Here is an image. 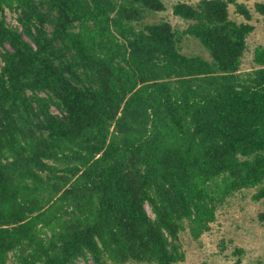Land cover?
<instances>
[{"label":"trees","instance_id":"obj_1","mask_svg":"<svg viewBox=\"0 0 264 264\" xmlns=\"http://www.w3.org/2000/svg\"><path fill=\"white\" fill-rule=\"evenodd\" d=\"M230 2H177L179 30L146 21L163 0H0V264H176L229 196L264 199V47L241 71Z\"/></svg>","mask_w":264,"mask_h":264},{"label":"rangeland","instance_id":"obj_2","mask_svg":"<svg viewBox=\"0 0 264 264\" xmlns=\"http://www.w3.org/2000/svg\"><path fill=\"white\" fill-rule=\"evenodd\" d=\"M166 9L161 12H150L146 21H169L174 29L184 30L189 21L173 14V6L179 1L196 4L199 0H163ZM229 3L230 18L237 22H249L255 29L247 37V49L242 59L241 71L252 70L255 49L264 47V18L255 11L257 2L264 0H235ZM237 3L244 4L252 14L246 20L238 12ZM8 23L16 26V14L6 13ZM181 51L187 55H202L210 59L208 51L200 42L189 35L183 37ZM56 112L57 110L54 109ZM257 188H245L229 196L217 209V218L209 231L195 239L189 230L181 232V251L184 260L176 264H264V199L255 200L253 194ZM147 209L151 215L152 210ZM75 264H94L92 260H78ZM127 264H147L129 262ZM155 264V263H153Z\"/></svg>","mask_w":264,"mask_h":264}]
</instances>
